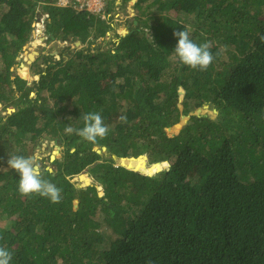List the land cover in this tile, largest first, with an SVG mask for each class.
Returning a JSON list of instances; mask_svg holds the SVG:
<instances>
[{
  "label": "trees",
  "instance_id": "1",
  "mask_svg": "<svg viewBox=\"0 0 264 264\" xmlns=\"http://www.w3.org/2000/svg\"><path fill=\"white\" fill-rule=\"evenodd\" d=\"M116 1L124 9L131 0H106L112 16ZM56 2L0 0V103L15 104L0 116V166L44 139L63 147L53 170L41 167L60 203L22 196L19 174L0 171L10 264H264V0H135L124 34L112 16ZM38 8L46 42L79 41L86 52L42 56L28 84L24 69L23 78L12 69ZM183 29L211 45L207 70L176 56L173 32ZM204 106L214 118L190 115ZM96 112L105 138L65 133ZM183 116L188 123L172 126ZM83 172L92 181L76 187Z\"/></svg>",
  "mask_w": 264,
  "mask_h": 264
},
{
  "label": "clouds",
  "instance_id": "2",
  "mask_svg": "<svg viewBox=\"0 0 264 264\" xmlns=\"http://www.w3.org/2000/svg\"><path fill=\"white\" fill-rule=\"evenodd\" d=\"M119 9V7L117 8L115 6L113 10L114 16L109 13V17H113L109 21L113 26L118 22L124 24L125 20L129 18V12L121 15L117 12ZM132 11L134 13L133 9ZM109 17L106 19L104 18V20H108ZM119 25L120 24H117V26ZM173 35L178 38L174 51L182 65L201 71H205L209 68L213 62L214 56L210 51L211 45L208 42L197 44L191 39L189 32L185 29L182 31H174ZM120 119L124 121L126 117L121 116ZM83 121V128L74 129L72 126L68 125L64 130L65 133H75L91 143H95L98 139H103L108 135L109 128L105 125L100 113H87L83 116ZM7 163L11 169L19 174L18 191L22 196L32 197L35 195L48 198L51 203L61 202V189L44 178L41 166L34 158L19 154H9ZM11 260L12 253L7 248L0 246V264H10Z\"/></svg>",
  "mask_w": 264,
  "mask_h": 264
},
{
  "label": "rangeland",
  "instance_id": "3",
  "mask_svg": "<svg viewBox=\"0 0 264 264\" xmlns=\"http://www.w3.org/2000/svg\"><path fill=\"white\" fill-rule=\"evenodd\" d=\"M133 3L134 2L131 0L127 4V6L124 9H122L123 11L121 9H119V10H117V12L120 13L121 15L129 12L128 13L129 18H131L134 14L132 11V9H133L132 4ZM115 4H116V7L118 8V5L120 4V2H115ZM174 13H175V11H171V13L169 15L172 16ZM44 19H45V13H43V10H41V8H38V16H37L36 22L34 23V26H33L32 38H31L30 42L26 46H24L22 53L16 59L18 64L16 66H14L12 69L14 73H17L20 76H22V73L20 72V70L22 68H24V70L27 73V78L25 80L28 82V84H30L33 80L38 79V76L33 74V71L37 68V66L39 65V67H42V68L45 67L44 65L41 64L42 63V61H41L42 56L50 55L53 58L52 60H58L59 50L63 49L66 46L68 48H70V51L71 50H77L78 48H83L84 53L86 52V50H85L86 45L85 44L81 45L80 43L77 44L76 42L72 43V42H60V41L46 42L45 35H44V26H45ZM117 24H120V25L117 26ZM37 30H39V31H37ZM126 30H127V28H126L125 23L124 24H121L120 22L115 23V25H114V31L115 32L123 34L126 32ZM114 31L109 32L108 35L111 36L112 34H114ZM33 39H34V41H33ZM107 47H110V45H107V46L105 45L104 48H107ZM31 52H34L35 54H34L32 60H28L27 56ZM29 98H34V93H31ZM25 104H29V103L26 102ZM14 106H15V104H12L11 107H8V108L5 107L4 108L3 104L0 103V116H5L6 114L11 113L12 110L14 111V109H15ZM191 114H195V115L204 114V115L209 116L210 118H214L216 115L215 112L207 106L198 108L194 112H191L190 115ZM188 121H189V116L181 117L180 120L178 121L179 126H184L186 123H188ZM29 145L31 146V143H29ZM14 148H16V147H14ZM62 149H63V147L58 145L55 140L44 139L39 144H37L36 146L34 145L33 154L30 157L34 158L40 164L41 167H45L48 170H53V168H54L53 161L55 160V158H58L61 155ZM96 150L102 156V158H108L110 156L102 148L101 149L96 148ZM7 151H8L7 149L4 150V152H3L4 156L8 155ZM144 156L147 157L148 155L145 154ZM111 157H112V160L114 161V163L116 165L125 167V165L120 162V158L113 157V156H111ZM133 158H137V157H133ZM9 168H10V166L9 167L0 166V171H6ZM167 168H168V164H167ZM132 170H134V169H132ZM138 171L143 173V174H147L141 170H138ZM82 174L87 176L88 173L83 172ZM147 175H152V174H147ZM88 178H89L88 180H89V184H90V182L92 181V178L91 177H88ZM72 182L75 184L76 187H79V188H83V187H86L89 185V184L86 185L82 181V179H80V177L78 175L73 177ZM97 191H98V196L103 195L100 187L97 188Z\"/></svg>",
  "mask_w": 264,
  "mask_h": 264
},
{
  "label": "built area",
  "instance_id": "4",
  "mask_svg": "<svg viewBox=\"0 0 264 264\" xmlns=\"http://www.w3.org/2000/svg\"><path fill=\"white\" fill-rule=\"evenodd\" d=\"M56 4L61 7L71 5L78 10H85L91 14H96L102 19H106L110 15L106 11V0H57Z\"/></svg>",
  "mask_w": 264,
  "mask_h": 264
},
{
  "label": "water",
  "instance_id": "5",
  "mask_svg": "<svg viewBox=\"0 0 264 264\" xmlns=\"http://www.w3.org/2000/svg\"><path fill=\"white\" fill-rule=\"evenodd\" d=\"M133 2H135V0H132ZM76 43L77 44H79L80 42L79 41H76ZM22 77V76H21ZM23 78V77H22ZM13 111V110H12ZM177 124H179L178 122L176 123V124H174V125H172V126H175V125H177ZM179 133V131H177V134ZM177 134H174L173 136H175V135H177ZM173 136H170V137H173ZM102 149H104L105 150V148H102ZM141 156V155H140ZM139 157V156H138ZM124 158H129V157H124ZM131 158H133V157H131ZM126 168H128V169H131L132 170V168H130V167H127V166H125ZM137 169H134V171H136ZM83 174L81 173V174H79L78 176L79 177H81Z\"/></svg>",
  "mask_w": 264,
  "mask_h": 264
},
{
  "label": "bare ground",
  "instance_id": "6",
  "mask_svg": "<svg viewBox=\"0 0 264 264\" xmlns=\"http://www.w3.org/2000/svg\"><path fill=\"white\" fill-rule=\"evenodd\" d=\"M38 31H39V30H38ZM34 35H35V34H34ZM37 36H38V35H37ZM33 41H34V39H33ZM39 42H40V41H39ZM34 54H35L34 52H31L30 54H28V56H27V57H28V60H32ZM22 66H23V65H22ZM22 66H21V67H22ZM22 69H24V68H22ZM54 155H55V154H54ZM52 156H53V155H52Z\"/></svg>",
  "mask_w": 264,
  "mask_h": 264
}]
</instances>
